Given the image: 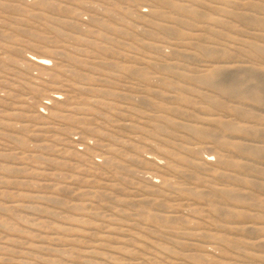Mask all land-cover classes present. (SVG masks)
<instances>
[{"label": "rangeland", "instance_id": "374dc122", "mask_svg": "<svg viewBox=\"0 0 264 264\" xmlns=\"http://www.w3.org/2000/svg\"><path fill=\"white\" fill-rule=\"evenodd\" d=\"M262 12L0 0V264H264Z\"/></svg>", "mask_w": 264, "mask_h": 264}, {"label": "bare ground", "instance_id": "6f19581e", "mask_svg": "<svg viewBox=\"0 0 264 264\" xmlns=\"http://www.w3.org/2000/svg\"><path fill=\"white\" fill-rule=\"evenodd\" d=\"M9 1V0H8ZM59 1V0H58ZM195 1V0H194ZM11 2V1H10ZM100 2V1H99ZM127 2V1H126ZM184 2V1H183ZM197 2V1H196ZM212 3V2H211ZM21 4V3H20ZM104 4V3H103ZM192 5V4H191ZM226 5V4H225ZM237 6V5H236ZM127 7V6H126ZM131 7V6H130ZM133 7V6H132ZM160 7H161V5H160ZM162 8V7H161ZM249 8V7H248ZM223 11V10H222ZM247 11V10H246ZM88 12V11H87ZM261 12V11H260ZM180 13V12H179ZM256 13V12H255ZM262 13H264V12H262ZM96 14V13H95ZM181 14V13H180ZM187 15V14H186ZM260 15H262V14H260ZM100 16V15H99ZM177 16V15H176ZM183 16V15H182ZM66 18V17H65ZM106 18V17H105ZM184 18H186V17H184ZM248 19V21H250V23L251 22H254L255 23V20H254V18H247ZM187 20H188V18H187ZM69 21V20H68ZM74 21V20H73ZM152 21V20H151ZM258 22V21H257ZM170 23V22H169ZM202 23V22H201ZM208 23V22H207ZM172 24V23H171ZM175 25H176V23H175ZM188 24H186V26H187ZM212 25V24H211ZM119 26V25H118ZM59 27V26H58ZM122 27V26H121ZM10 31V30H9ZM12 31V30H11ZM104 31V30H103ZM180 31V30H179ZM202 31V30H201ZM105 32V31H104ZM182 32V31H181ZM109 34V33H108ZM111 35V34H110ZM89 37V36H88ZM175 38V37H174ZM249 38V37H248ZM202 39V38H201ZM97 40V39H96ZM125 40V39H124ZM206 40H208V39H206ZM99 41V40H98ZM198 41V40H197ZM210 41V40H209ZM102 42V41H101ZM118 42V41H117ZM206 42V41H205ZM177 46V45H176ZM85 47V46H84ZM216 47V46H215ZM214 47V48H215ZM88 48V47H87ZM210 48H211V46H210ZM219 48V47H218ZM258 48V47H257ZM65 49V48H64ZM143 49V48H142ZM216 49V48H215ZM221 49V48H220ZM217 50V49H216ZM226 50V49H225ZM224 50V51H225ZM4 51H6V50H4ZM223 51V52H224ZM59 52V51H58ZM97 52V51H96ZM213 52V51H212ZM249 52V51H248ZM221 53H222V51H221ZM225 53V52H224ZM224 53H222L223 54V56H224ZM245 53V52H244ZM59 54H61V53H59ZM226 54V53H225ZM249 54V53H248ZM63 55V54H62ZM103 55V54H102ZM204 55H206L205 53H204ZM242 55V54H241ZM192 56V55H191ZM212 56V55H211ZM210 56V57H211ZM218 56H221L222 57V55H218ZM243 56V55H242ZM207 57H209V56H207ZM212 57H214V56H212ZM92 58V57H91ZM248 58V57H247ZM37 64H39V65H43L44 64V62H45V60L44 59H33ZM60 64V63H59ZM140 65H142V64H140ZM78 69V68H77ZM214 69V68H213ZM216 69H217V67H216ZM48 70V69H47ZM53 71V70H52ZM141 71V70H140ZM257 71V70H256ZM258 72V71H257ZM74 73V72H73ZM119 73V72H118ZM260 73V72H259ZM260 75V74H259ZM65 77V76H64ZM255 77H259L258 75H256ZM259 79V78H258ZM255 80H257V79H255ZM4 81V80H3ZM115 81V80H114ZM118 81V80H117ZM131 81V80H130ZM133 81V80H132ZM261 82H262V80H261ZM1 83H2V81H1ZM258 83V82H257ZM7 84V83H6ZM260 84V83H259ZM145 85V84H144ZM64 86V85H63ZM253 86H251V88H252ZM255 88V87H254ZM257 88H258V86H257ZM47 89V88H46ZM184 89V88H183ZM256 89V88H255ZM11 90V89H10ZM50 90V89H49ZM78 90V89H77ZM177 90H178V88H177ZM180 90V89H179ZM261 90V89H260ZM12 91V90H11ZM79 91V90H78ZM127 91V90H126ZM164 91V90H163ZM187 91V90H186ZM14 92V91H13ZM65 92V91H64ZM80 92V91H79ZM246 92H248V91H245L244 93H246ZM30 93V92H29ZM28 93V94H29ZM171 93V92H170ZM17 94H19V93H17ZM73 94V93H72ZM141 94H143V93H141ZM146 94V93H145ZM30 95V94H29ZM251 98H253L254 100H259L261 103H263L264 104V95H262L261 97H257V95H255V94H253L252 95V97ZM163 101V100H162ZM10 102V101H9ZM148 102V101H147ZM164 102V101H163ZM170 102V101H169ZM22 103V102H21ZM127 103V102H126ZM125 103V104H126ZM167 103V102H166ZM17 104V103H16ZM170 104V103H169ZM176 104V103H175ZM218 104V103H217ZM177 105V104H176ZM145 107V106H144ZM142 108V107H141ZM208 108V107H207ZM213 108V107H212ZM111 109V108H110ZM210 109V108H209ZM17 110V109H16ZM57 110V109H56ZM20 111H22V110H20ZM25 112V111H24ZM164 113V112H163ZM17 114V113H16ZM83 115V114H82ZM212 115V114H211ZM19 116H21V115H19ZM229 116V115H228ZM192 117H193V115H192ZM254 117V116H253ZM125 118V117H124ZM124 118H123V120H124ZM162 118V117H161ZM193 118H196V117H193ZM248 118H250V116L248 115ZM179 119V118H178ZM246 120V119H245ZM17 122V121H16ZM216 122V121H215ZM226 122H229L228 120H226ZM195 123V122H194ZM200 123V122H199ZM14 124V123H13ZM12 124V125H13ZM63 124V123H62ZM123 124H125V123H123ZM11 125V124H10ZM14 125H16V124H14ZM209 125V124H208ZM160 126V125H159ZM230 127H232L233 128V126L232 125H229ZM255 126H257V125H255ZM254 126V127H255ZM90 127V126H89ZM79 129V128H78ZM213 129V128H212ZM124 130V129H123ZM191 129H189V131H190ZM88 131H90V130H88ZM92 131V130H91ZM126 131V130H125ZM214 131V130H213ZM213 131H212V133H213ZM232 130H230V132H231ZM253 131V130H252ZM13 132V131H12ZM16 132V131H15ZM14 132V133H15ZM97 132V131H96ZM191 132V131H190ZM203 132V131H202ZM209 132V131H208ZM216 131H214V133H215ZM101 134V133H100ZM105 134V133H104ZM124 134V133H123ZM211 134V133H210ZM209 134V135H210ZM216 134V133H215ZM106 135V134H105ZM217 135V134H216ZM215 135V136H216ZM218 135H220V134H218ZM217 135V136H218ZM261 135V134H260ZM4 136V135H3ZM108 136H110V134L108 135ZM112 136V135H111ZM214 136V137H215ZM263 136V135H262ZM106 137V136H105ZM229 137V136H228ZM113 138V137H112ZM218 138H220V137H218ZM234 138V137H233ZM115 139H117V138H115ZM217 139V138H216ZM2 140V139H1ZM119 140V139H118ZM117 140V141H118ZM196 140V139H195ZM5 141V140H4ZM116 141V140H115ZM134 141V140H133ZM7 142V141H6ZM69 142V141H68ZM264 143V142H263ZM62 144V143H61ZM209 144V143H208ZM228 144V143H227ZM230 144V143H229ZM15 145V144H14ZM88 145V144H87ZM130 145H131V143H130ZM118 146V145H117ZM236 146V145H235ZM133 147V146H132ZM139 147V146H138ZM166 147H168V146H166ZM8 148V147H7ZM73 148V147H72ZM125 148V147H124ZM218 148V147H217ZM242 149H244V148H242ZM248 149V148H247ZM13 150V149H12ZM222 150V149H221ZM247 151V150H246ZM130 152V151H129ZM224 152H225V150H224ZM182 153V152H181ZM111 155V154H110ZM114 156V155H113ZM41 157V156H40ZM239 157V156H238ZM183 158V157H182ZM185 158H187V157H185L184 156V159ZM190 159V158H189ZM188 160V158L186 159V161ZM191 160V159H190ZM76 161V160H75ZM187 163H188V161H187ZM196 163H198V162H196ZM225 163H226V161H225ZM10 164H13V163H10ZM81 164V163H80ZM177 164H179V163H177ZM190 164V163H189ZM193 164H194V161H193ZM200 164V163H199ZM199 164H195V166H197V165H199ZM217 164H220V163H217ZM61 165V164H60ZM105 165V164H104ZM192 165V164H191ZM210 165V164H209ZM121 166V165H120ZM194 166V165H193ZM98 168V167H97ZM103 168V167H102ZM218 168H220V167H218ZM199 169V168H198ZM224 169V168H223ZM168 170V169H167ZM227 170V169H226ZM245 170V169H244ZM249 170V169H248ZM247 170V171H248ZM83 171V170H82ZM109 171V170H108ZM115 171V170H114ZM169 171V170H168ZM246 171V170H245ZM85 172V171H84ZM98 172V171H97ZM127 172V171H126ZM176 173H179V172H176ZM78 174V173H77ZM2 175V174H1ZM79 175H80V173H79ZM166 175H167V172H166ZM191 175V174H190ZM4 176V175H3ZM85 176V175H84ZM121 177V176H120ZM190 177V176H189ZM20 178V177H19ZM216 180V179H215ZM185 181V180H184ZM6 182V181H5ZM18 182V181H17ZM21 182V181H20ZM186 182V181H185ZM14 183H16V182H14ZM19 183V182H18ZM24 183V182H23ZM12 185V184H11ZM18 190V189H17ZM211 190V189H210ZM254 190V189H253ZM207 191V190H206ZM209 192V191H208ZM258 193H259V191H258ZM144 196V195H143ZM228 212V211H227ZM230 212V211H229ZM228 212V213H229ZM229 216V215H228ZM11 219V218H10ZM225 222H227V221H225ZM235 224V223H234ZM238 224V223H237ZM253 225V224H252ZM250 227V226H249ZM254 228V227H253ZM262 228H264V227H262ZM198 230V229H197ZM253 230V229H252ZM262 230V229H261ZM33 232H34V230H33ZM246 232H247V230H246ZM25 236V235H24ZM241 237V236H240ZM224 238V237H223ZM252 240V239H251ZM12 241V240H11ZM26 241V240H25ZM20 243V242H19ZM21 244H23V243H21ZM187 244V243H186ZM15 245V244H14ZM24 245V244H23ZM64 245V244H63ZM183 245H185V244H183ZM192 245V244H191ZM248 245V244H247ZM255 246H256V244H255ZM261 246V245H260ZM9 247V246H8ZM39 247V246H38ZM43 247V246H42ZM40 248V247H39ZM34 249V248H33ZM38 249V248H37ZM41 249V248H40ZM40 251H42V249L40 250ZM48 251V250H47ZM16 252V251H15ZM9 254H10V252H8ZM13 254V253H12ZM18 254V253H17ZM16 254V255H17ZM28 254V253H27ZM31 254H32V252H31ZM29 255V254H28ZM180 255V254H179ZM183 255V254H182ZM252 257V256H251ZM12 258V257H11ZM1 260V259H0ZM2 261V260H1ZM7 261H9V260H7ZM11 261V260H10ZM227 261V260H226ZM31 262V261H30ZM52 262V261H51ZM49 263V262H48ZM53 263H54V261H53ZM244 263H245V261H244Z\"/></svg>", "mask_w": 264, "mask_h": 264}]
</instances>
